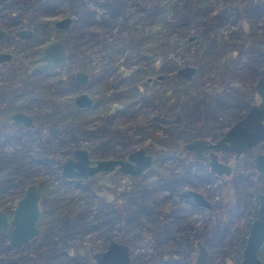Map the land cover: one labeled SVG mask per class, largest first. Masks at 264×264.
<instances>
[{"label": "rangeland", "instance_id": "rangeland-1", "mask_svg": "<svg viewBox=\"0 0 264 264\" xmlns=\"http://www.w3.org/2000/svg\"><path fill=\"white\" fill-rule=\"evenodd\" d=\"M12 1L8 0L7 4ZM84 1L89 9H95V13L89 26L70 33V38H74L77 42L75 55L69 61L57 63L43 73L48 74L45 82L50 86L45 90H49L45 98L53 100H62L73 94L72 92L60 94L59 91L67 88L64 82L70 80V75L75 69L74 65L81 63L84 69L92 73L94 83L85 88V91L95 94L100 102L94 109L76 119L72 125L82 124L85 130L83 134L78 133L81 138L78 145L86 148L89 146L93 157L100 154H105L106 157L113 156L119 149L138 146H146L148 151L153 153L154 151L147 145L153 138L162 135V128L155 123L154 117L163 113L170 114L172 118L180 116V124L186 123L187 108L182 107L181 98H184L188 104L194 103L201 95L199 90L201 86L197 83L201 81L203 86L210 83L216 85L225 79L224 73L236 71L242 62L247 60L246 52L239 50L233 51L230 57L227 55L214 57V54H207L206 62L196 73L197 78L185 88H178L175 82L168 78L146 85L145 77L153 75L156 70L166 75L178 66L191 64L188 61L192 55L181 53L178 48L168 49L162 59L158 58L154 61L148 55L155 44L154 40L165 41L166 37L161 27L162 19H169L173 12L185 9L183 5L189 0H138L137 5L133 0H127L123 13L113 16H110L102 6L93 4L92 0ZM148 2L154 4L156 2L159 10L156 12L148 10ZM171 5L175 6L170 8ZM135 7H143L144 10L138 12ZM208 8L209 11L205 15L206 29L197 39L204 43L203 46L218 50L220 45H227L232 41L228 32L236 33L242 28L246 29L247 25H250L255 33H264V0H210ZM67 9V5L61 3L54 7L47 18L60 17ZM126 12H129L127 16ZM189 25L193 26L194 22ZM130 36L133 37L132 41L128 40ZM54 38L55 35L51 34L48 36V41ZM197 41L190 43V50L198 46ZM9 45L0 44V49ZM163 47L169 46L164 44L158 46L160 49ZM143 52H148L147 56L142 57ZM16 64L18 67L13 68L15 70H12L8 76V79H11V88L15 94L32 93L34 90L31 88H35L38 84L32 81V77L27 81L21 78L24 71L28 72L34 66H23L22 60L16 61ZM228 68L231 70L227 72ZM260 68H264V63L261 62ZM129 70L131 73H127ZM246 81L243 78L244 84ZM4 82L0 79V100L6 99L13 93L3 85ZM115 95L119 96L121 102V106H117L119 112L116 113L118 127L125 129L122 130V135L117 134L106 140L105 136L93 135L90 131L115 109L116 106H110L108 103ZM248 98L247 94L235 95L231 100L233 103H240L242 99ZM143 101L146 103L143 104ZM221 122H212L211 128L217 131L225 130L227 125ZM42 127L45 133H49L47 124L44 123ZM16 132L21 133L23 130L18 127ZM40 134L37 132L27 135L26 138L22 137L24 142L22 146L12 142L0 147V163L6 165L9 160L2 161V159L12 153L14 156L6 168L0 170L2 178L6 176L13 181L34 180L42 177L39 173L46 168L48 170L52 168V166L47 167L52 163L33 160L38 157V150L41 148ZM1 141L2 138L0 143ZM262 149L263 146L258 144L237 162H232L230 154L220 153L219 158L225 162H232L234 170H237L227 177L213 175L207 177L205 174L207 167L204 162L192 161L191 153L181 152L177 157H169L161 162L155 161L145 175L134 177L129 181L130 183L125 184L124 188L127 192L131 190L139 193L147 190L152 195L165 196L162 211L176 213L174 221L166 222L164 226L170 231L171 236L160 246L144 235L143 229L140 230L136 221L130 220L123 225L121 233L117 232L116 237L130 245L132 257L130 264H238L243 247L242 240L245 239L249 223L255 215L256 195L264 191V176L261 177L254 170L251 160L254 153ZM155 155L157 157L158 153L156 152ZM47 176L51 183L49 189L59 184L54 172H49ZM103 176L106 179L93 177L80 181L78 185L81 186L75 187L71 192L73 199L64 200L63 211L67 219L61 218L62 223L64 222L60 227L64 231L62 229L61 231L65 234V223L70 221L73 223V230L78 229L79 232H75L74 236L69 238L63 236L65 237L63 240L52 242L46 235L47 229L42 222L40 236L35 242L17 250L10 249L6 254L1 255L2 259L20 257L24 260L27 256H31L41 260L43 264H90L93 261L90 257L91 252L102 249L110 233L105 224L92 226L88 222L95 213L103 216L110 207L107 199L104 200L98 194L105 193V188L98 187V184L103 180L116 185L119 184V179L125 181L118 172ZM185 177L187 182L180 186L181 179ZM162 183L166 186L163 187ZM181 189L196 190L206 196L213 204L212 210L199 211L192 207L183 196H180ZM169 193L170 196H167ZM121 194L123 195V192ZM2 195H7L6 191ZM140 220L155 223L150 214L141 216ZM84 228L87 229L81 233ZM196 240H199L206 249L202 262H197L195 259ZM82 241L85 242L84 245H80Z\"/></svg>", "mask_w": 264, "mask_h": 264}, {"label": "flooded vegetation", "instance_id": "flooded-vegetation-1", "mask_svg": "<svg viewBox=\"0 0 264 264\" xmlns=\"http://www.w3.org/2000/svg\"><path fill=\"white\" fill-rule=\"evenodd\" d=\"M40 1H43V0H13L11 3L7 4L8 0H0V44H3V45H9L10 44L9 46H7L4 49H0V53L9 54V58L0 60V79L5 81L3 83V85L7 89H9L8 91L13 92L12 94L9 93L10 96H7L6 99L0 100V138H2V141L0 143V147L4 146L5 144L12 143L13 141H15L16 138H21V139H22V137L26 138L27 135L32 134V133H37V132L41 133L40 134V137H41L40 141H42L45 136L52 135V129H51L52 121L58 122L59 125H62L63 122L66 121L68 124L71 125V129H72L74 127L72 124L74 123V121L76 119L83 116L89 110L94 109L100 102L98 100V97L95 94L88 93L85 91V88L90 87L94 83V79H93L92 73L87 71L86 69H84L81 63H79L76 66L74 65L75 69L70 75V80L68 82H64V85H66V87L68 89L66 88L64 90L62 89L61 91H59L60 94L61 93L67 94L70 92H72L73 94L71 96L66 97L65 99H62V100L57 99L58 103L60 102L59 106L65 105V104H72L76 109H78V111H76V112H73V111L64 112L63 110L59 111V109L63 108L62 106L57 107L58 106L57 105L56 106L57 109H54L53 103L51 104V102H48L46 100L48 97L45 98V95L49 92V90L48 91H45V90H47L48 87H50V86L48 85V83L45 82L48 74L43 73V72H45V70L48 71L57 63L69 61L71 58H73V56L75 55V51L73 52V54L70 57L67 58V56H66V44H65L64 39L69 41V42L76 41L74 38H70V33H72L75 30H80L83 27L89 26L93 20L92 18H93V15L95 13V9H89L85 5L86 2L84 0H44V1H49L51 4H48V6H46L45 10L39 15L42 22L38 23L37 28H34L33 27V18H32V6H33L32 3H36V2H40ZM92 1H93V4H95V5L97 4V5L102 6V7H103V3L106 2V0L100 1V2L99 1L97 2V0H92ZM61 3H64L67 5V7H68L67 11L64 12L60 17H57L54 19H48L47 18L48 14H50L52 12V10H54V7L59 6ZM115 14H119V12H117V13H110L109 12L110 16L111 15L113 16ZM64 17L70 18L68 24L65 27H60V26L54 25L56 20L64 18ZM24 30L28 31V34H26V32ZM16 32H19L20 35L16 34ZM51 34H54L56 38L48 41V36ZM190 35H192V34H190ZM188 36L189 35L186 36V40L189 42L192 41L195 37V35H194V37L191 40H188L187 39ZM52 41H58V42L63 44V46H64L63 58H61L59 60H54V61L29 62L31 59L39 56L42 53L43 47ZM32 44H38L37 50L33 53L30 52V48L32 47ZM18 60L19 61L22 60L23 66L24 65H26V66L33 65L34 66L33 68L36 70V72L37 73L39 72L38 75L40 74V76H39L40 82H36L38 85H36L37 87L33 89L34 91H32V93L23 92L20 94H15L13 91V88H11V79H8L9 78L8 76H9V73L12 72V70H15L13 68H15L16 66L18 67V65L16 64V61H18ZM33 68L31 70H29L28 72L24 71L21 80L27 81V79H29L31 77L33 79V75L31 73ZM77 70H82L83 72L86 73L87 77H86V80L84 83L77 81V79L75 77V71H77ZM175 70H176V68L173 71L174 77L178 78L182 81H185V82L191 81L194 78L195 74L197 73V70H196V72L192 75V77L189 80H186V79L181 78L180 76H177L175 74ZM153 71H155V70H153ZM263 72L264 71L258 73L252 82L251 86H252V93L253 94L250 95V97H253V98L252 99L250 98L251 101H250V103H248V105L252 104V103H257L259 101V96L257 95V93L255 91L254 84H255L256 78ZM168 74H170V73H167L166 75H168ZM166 75L162 74L161 72H157V70H156V72H154L153 75L145 77L144 84L147 85L151 82H155V81L158 82L160 79H164V78H168L169 80H172L173 83L175 82L174 79L168 77L169 75L167 77H166ZM61 81H63V78L61 79ZM174 84H176V82ZM132 87H135V86L132 85ZM184 91L185 90L183 89V92ZM81 92L87 94V96L91 100V102L87 106H80L75 102V96ZM16 101H18L19 104L16 105ZM108 103L110 104V106H116L115 109L113 111L109 112V116L101 119L100 122L97 124H100L101 122L108 121L109 119L112 118L111 116L116 117V113L119 112V109L117 106H121V104H120L121 102L119 101L118 95H115L114 97L110 98ZM142 103L144 104L146 102L143 101ZM247 106H246V108H247ZM246 108L244 109V111L246 110ZM14 112H19V113H23V114L27 115L29 117L30 124H25L22 120H19V119L16 120V119L12 118L11 114ZM243 112H242V114H243ZM173 119H175V118L170 117V114H164V113L161 116L154 117L155 123L159 127L161 126V128H162V135L158 136V138H153V140L151 142H149L147 146L150 147L155 153L156 152L158 153L157 157H156V155L154 156V154H155L154 152L153 153L149 152L148 148L146 146H138V147L129 148V149H119L117 152L114 153L113 156L106 157L105 154H100L99 156L93 157L91 154L89 146H87V148H86V147H81V146L77 145V146L71 148V150L69 152H67L61 156L50 155V157L46 158V160H40V162H43V163H52V165L48 164V166H47L49 168H51V166H52V168L49 170L46 168V170L39 173L42 177H40L38 179L28 180V181H25V180L13 181V180H11V178L10 179H7V178L0 179V210L5 214L6 219L8 221L12 215V210L15 206L17 199L22 196L27 185L33 184L35 191L38 193L37 205H38L39 212H38V215H37L35 222H34V225L36 227V233L34 235H32L31 237H29L27 239V241L21 243L18 247L11 246L8 242V238L6 237V230L11 226V224L8 222L5 231L0 233V234L4 235L6 242H7L8 246L10 247V249L11 250L12 249L17 250L19 248H22L24 246H28L31 243L35 242L40 236V232H41V226L40 225L42 222L47 229L46 235L49 236L50 233L48 232V229L49 228L51 229V227L55 224V222L58 219L55 220L51 216V214H49V212L46 210L49 209V207L51 205L56 204V206H58L59 203H60V205H59L60 208L62 207L64 209V204H65L64 200L67 198H68V200L73 199V197H71V192H73L72 190L75 187L81 186V185H78L80 181H84V180H87L88 178H93V177H98L99 179H102V178H105V176H103V175H108L112 172H114V173L118 172V173H120V175H122V177H124L125 181H123L122 179H119V184L116 185L110 181L103 180L100 182V184H98V187L101 186L100 188H105L104 189L105 193H103V194L98 193V194L104 200L107 199V201L109 202L110 207H109L108 211L104 213V215L102 216V219H97L98 213L97 214L95 213V215L93 217H90L88 219V222H90L92 224V226L105 224L107 226V228L110 230V233H108V235L106 237L107 242L102 249H105L107 244L110 241H116V242H120V243L127 245L130 259L126 264H130L132 261L130 245L126 241H123L120 238L116 237V235L118 234L117 232L120 231V233H121V231L123 229V225L126 224L128 221L133 219V218L129 219L127 217V215L125 213L123 214V212H122L123 209H126V198L128 196V193H129V191L127 192V189L124 188L125 184L127 185L128 182L134 177L145 175L155 161L161 162L164 159L169 158V157H177V156H179L178 154H180L181 152L191 153V156L193 158L192 161L204 162L205 166L207 167V171L211 175H213V176H226L227 177V176H230L232 174V172L236 173V171H237V170H234V168H233V164H232L233 161H235V162L239 161L243 157V155H247V153L253 147L257 146L258 144L263 146L262 143H257L253 147L240 152L236 157H234L233 152H227V151L216 152L217 160H219V161H221V162H223L229 166V173H227V174L213 173V172L209 171L206 159L195 157L193 149L184 148L183 144L186 142H189L190 140H192L194 138H198V137H202V138L208 139L210 141H213L216 138H218L223 133L224 130L221 131L220 134L215 136V137H209V136H203L200 134L199 135L194 134L192 136H186L185 135L183 138H181L178 141V140H176L177 139L176 132L171 126V123L174 122ZM235 120H233V121H235ZM44 123L47 124L48 129H49L48 130L49 133H45L43 131L42 126ZM229 125H227L226 128ZM67 126H69V125H67ZM95 126H94V128H96ZM18 127L21 128L23 130V132H21V133L16 132V128L18 129ZM83 132H84V130L79 132V134L80 133L83 134ZM90 133L93 135H97V136H105L107 138L106 140H110L111 138H113L115 136V135L114 136L102 135L101 130L98 128L95 129L94 131H90ZM86 134H88V132H86ZM120 135H122V133ZM13 143H15V142H13ZM75 148H83L86 150L89 165L94 164V162L96 160L107 159V158L126 160L127 155L130 152L134 151L135 149H139V148L142 149L144 154L150 155L151 160H150V163L147 167H145L138 174H133V175L132 174H124V173L120 172L117 168V165H114V167L110 170L97 171V172H95L92 175H89L87 177H82V176L81 177H63L60 173L61 168H62L61 163L66 159V157H70L72 159H75V156L73 154V149H75ZM261 151H259V152H261ZM201 153L203 155H207L208 150H202ZM220 153L230 154L232 157V162L229 163V162L222 161L219 158ZM256 153H258V152H256ZM256 153H254V155ZM11 155H13V153ZM254 155L252 156V159H251L252 160V166H253ZM36 159L37 158H34L33 160L36 161ZM11 160L8 161V164L10 163ZM8 164H6V165H8ZM6 165L3 163L0 164V170L3 168H6ZM253 168H254V166H253ZM254 170L256 172H258L261 177L264 176V174L260 173L255 168H254ZM49 172L50 173L54 172V175L57 178V181L59 183V184L57 183L58 185L54 186L52 189H49V186L51 185L50 179H48L49 176H47V174ZM232 177H233V175H232ZM162 186L164 187V186H166V184L162 183ZM167 189H169V188L167 187ZM17 190H19V191L17 192ZM5 191L7 194V195H5L6 198H5V196L2 195L3 193H5ZM122 192H123V195L121 194ZM167 196H170V193ZM180 196H183L186 199V201L192 207H194L195 209H198L199 211H202V210L210 211V210H212V206H213L212 202L204 195H203V197L208 200V202L210 203V207L195 204L193 202L192 196L187 193V190H185L184 193H180ZM164 198H165V196L162 197V204L164 202ZM59 199L61 200L62 203L58 202ZM42 203H45L44 208L41 207ZM149 214L152 216L155 223L150 222V221L140 220L141 216L149 215ZM141 216L138 220L136 219V223L139 224L140 230L143 229L142 231L144 232V235H146V237H148L149 239L154 241L155 244H158V246L165 243L167 241V239L171 236V233H170V231H167V229L164 226L166 225V222L171 223L174 221V219L176 218L175 211L168 212V213H165L163 211H158V212L142 211ZM166 220H168V221H166ZM72 225H73V223L70 224L71 228H69L65 232V234H67L66 238L74 236V233L77 231L79 232L78 229L73 230L74 227ZM86 229L85 228L83 230L81 229L82 231H80V232L82 233ZM69 230H71V232L67 233V231H69ZM114 231H115V233H114ZM65 234L63 233V236ZM112 235H114V237H112ZM61 238L62 237H57V238L50 237L52 242H54L55 240H63ZM263 242H264V240H263ZM263 242H262V244H263ZM198 243H200L199 240H196L194 243V246L196 247L197 251H198ZM84 244H85V242L82 241L80 245H84ZM243 244H244V242H243ZM102 249H100V250H102ZM96 251H98V250H96ZM94 252L95 251L91 252L90 257L92 255V253H94ZM25 259L16 261L13 264H21V263H26V262H29L31 264H43L41 260H37L35 257L27 256ZM92 260H93L92 263L96 264L95 260L93 258H92ZM196 261L201 262V261H198L197 259H196ZM0 264H5V261L4 262L1 261ZM109 264H117V263H109Z\"/></svg>", "mask_w": 264, "mask_h": 264}, {"label": "trees", "instance_id": "trees-1", "mask_svg": "<svg viewBox=\"0 0 264 264\" xmlns=\"http://www.w3.org/2000/svg\"><path fill=\"white\" fill-rule=\"evenodd\" d=\"M126 1L127 0H106V2L103 3V7L110 13H122L124 10V5H126ZM133 1L134 3H136V5L139 4L138 0ZM209 2L210 0H189L187 4L184 3L183 5L185 9H180L178 12H173L169 19H162L161 27L164 30V36L166 37L165 41L157 42L156 40H154L155 44L153 47H151V53L147 52L148 55H150L152 60L154 61L158 58L162 59V56L168 51V49L173 50L175 48H178L181 53L183 52L192 55L188 63L196 65L198 67L197 72L201 70L204 62H206L207 54H214V57H221L226 55L230 56L233 51L239 50L246 52L245 55L247 60L245 62H242V64L236 71L228 68L227 72L230 70L231 71L229 73H224L225 79L219 81L216 85L210 83V85L208 84L207 86H203L201 81L197 83L198 86H201V88L199 89L201 95L200 98L197 99V101H194V103L188 104L187 101L184 100V98H181L182 107L187 108L186 118L188 119L186 123L180 124V116H178L173 119L174 122L171 123L172 128L176 132V140L178 141L185 135L192 136L194 134H200L209 137H215L219 135L221 130L217 131L215 128H211L212 122L222 121L221 124L229 125L233 120L241 116L248 103H250V95L253 94L251 85L254 78L258 73L264 71V68H260L261 62L264 63V33H255L250 25H247L246 29L242 28L240 31H237L238 33H235L234 31L228 32L229 37L232 39V41L227 45H220L218 50L213 47L209 48L207 46H203L204 43L200 41V39L197 41L201 34H204V31L206 29L205 15L209 11ZM32 4L33 27L37 28L38 23L42 22L39 15L45 10L46 6L51 3L49 1L43 0ZM174 6L175 5H171L170 8ZM135 10L141 12L144 9L143 7H135ZM148 10H153V12H156V10H159V7L156 6V2L155 4L149 3ZM128 14L129 12H126V16ZM192 21L194 22V25L190 26L189 24ZM188 34H194L195 37L192 41L198 42V46L194 47L192 50H190V43L192 41L189 42L186 40V36ZM241 34H243V36H241ZM128 38L129 37H127V39ZM132 38L133 37L130 36L128 40L132 41ZM64 41L66 44V56L68 58L75 51L77 42H69L65 39ZM161 44L169 47H163L160 49L158 48V46H161ZM37 46L38 44H32L30 52H35L37 50ZM147 53L143 52L142 57L147 56ZM152 66L155 67V65ZM224 67L226 68L225 65ZM31 73L33 75L32 81L40 82V74L38 75L39 72L37 73L33 68ZM127 73H131V71L129 70L127 71ZM168 75H166V77L168 76L174 79L178 88H185L187 84L190 85V83H192L194 79L197 78V74H195L194 78L191 81L185 82L178 78H175L173 72H170V74ZM243 78L247 80L245 84L243 82ZM31 85L33 86V84ZM31 89L33 90L34 88L32 87ZM244 94H247L249 98L245 100L242 99L240 103L232 102L231 98H234L235 95L237 96ZM46 100L48 102H51V104L53 103L54 109H57V105V107L62 106L63 108L59 109V111H78V109H76L72 104L59 106L60 102L58 103L57 99L53 100L47 98ZM111 117L112 118L108 121L97 124L95 126L96 128H94L92 131L98 128L101 130L102 135H120L122 130H124L125 128L122 127L120 129L118 127L117 118L113 116ZM81 125L82 124H74V127L71 129V125L66 121H64L62 125H59V123L56 121H52V135L45 136L44 139L40 141L41 148L38 150V157L36 161L46 160V158L50 155L61 156L69 152L71 148L77 146L81 139L79 138L78 133L85 130ZM13 142H17L21 144V146L24 145V142L21 138H16ZM61 143H63L62 147L60 146ZM12 156L13 155L11 154L9 156H5L2 161L11 160L14 157ZM245 156L246 155H243L242 158H244ZM205 174L207 177L211 175L207 170L205 171ZM3 178L5 179L6 176H3ZM0 179H2L1 176ZM186 182L187 177L181 179L180 186L185 184ZM18 191L19 190H17V192ZM184 192L185 189L180 190V193ZM139 193L132 192L130 190L126 198V209H123L122 212L123 214L125 213L129 219L133 218V221H136V219L138 220L142 214V211H162V195H152L147 190ZM58 202H61V200L59 199ZM44 204L45 203H42V208H44ZM59 205H51L46 211H48L55 220L58 219L55 222V225L51 227L52 230L49 229V236L53 238L62 237L61 239H63L67 234H65V237H63L64 232L62 231H64V229L60 227L64 225V222L62 223L63 220L61 218H67L65 216L66 213L64 215L63 208H60ZM98 214L97 219H102V216ZM68 222L69 223L67 224L65 223L66 230L70 228V224L72 223L70 221ZM57 226L58 228H56ZM70 232L71 230L67 231V233ZM243 242L244 241L242 240V243ZM9 249L10 247L6 242L4 235L0 234V262L5 261V264H13L16 261L23 260L20 257H8L6 259H2L1 255L6 254ZM258 256L264 263V242L258 251ZM90 264L94 263L90 262Z\"/></svg>", "mask_w": 264, "mask_h": 264}, {"label": "water", "instance_id": "water-1", "mask_svg": "<svg viewBox=\"0 0 264 264\" xmlns=\"http://www.w3.org/2000/svg\"><path fill=\"white\" fill-rule=\"evenodd\" d=\"M69 20L70 18L64 17L56 20L54 25L65 27ZM24 31L28 34V31ZM16 34L20 35L19 32H16ZM193 37L194 35L192 34L187 39L191 40ZM63 56V44L58 41H52L43 47L39 56L29 62L54 61L63 58ZM7 58H9V54L0 53V60ZM196 70L195 65L184 64L176 67L175 74L189 80ZM75 77L77 81L84 83L87 76L82 70H77L75 71ZM254 88L259 96V101L249 104L243 114L233 121L218 138L210 141L198 137L183 144L184 148L193 149L195 157L207 160L210 172L217 174L229 173V166L217 160L216 152L218 151L233 152L234 157H236L240 152L253 147L257 143H262L264 147V72L256 78ZM75 102L80 106H87L91 100L87 94L81 92L75 96ZM11 117L16 120H22L25 124H30L29 117L23 113L14 112ZM202 150H208V154L203 155L201 153ZM73 154L75 159L66 157L61 163L60 173L63 177H87L97 171L110 170L114 165H117L120 172L133 175L141 172L149 165L151 160L150 155L144 154L141 148L130 152L126 160L100 159L96 160L92 165L88 164L85 149L75 148L73 149ZM253 166L264 174V148L261 152L254 155ZM187 193L192 196L195 204L210 207V203L200 192L189 189ZM37 200L38 193L35 191L34 185L29 184L22 196L17 199L9 221L0 210V233L5 231L9 222L11 226L6 230V237L11 246L18 247L36 233L34 222L39 212ZM257 200L255 215L249 223L238 264H264L258 256L259 248L264 240V191L257 193ZM205 255V247L198 243L196 259L202 262ZM91 257L96 264H126L130 259L127 245L116 241H110L105 249L95 251Z\"/></svg>", "mask_w": 264, "mask_h": 264}]
</instances>
